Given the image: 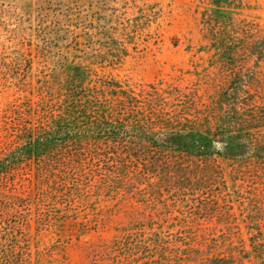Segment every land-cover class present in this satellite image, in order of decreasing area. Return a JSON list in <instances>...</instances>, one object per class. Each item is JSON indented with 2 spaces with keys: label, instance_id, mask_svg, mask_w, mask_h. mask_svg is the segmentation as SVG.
<instances>
[{
  "label": "trees",
  "instance_id": "1",
  "mask_svg": "<svg viewBox=\"0 0 264 264\" xmlns=\"http://www.w3.org/2000/svg\"><path fill=\"white\" fill-rule=\"evenodd\" d=\"M243 1L208 0L204 36L229 74L203 93L199 86L163 80L133 85L97 69L118 65L128 55L126 44L140 30L137 20L123 25V40L111 35L101 42L89 32L56 55L42 87L46 92L7 109L14 114L16 145L0 157V179L27 165L38 186L32 202L0 186V264H16L14 241L24 224L18 217H26L31 228L32 203L96 189L139 195L144 205L133 207L129 216L134 231L93 244L92 252L111 264H264V75L255 69L264 59V33L244 49L256 61L250 80L233 72L227 56L239 50L227 32ZM218 156L228 165L225 171ZM227 170L231 201H241L251 183L246 219L252 223L246 233L231 225L163 229L160 220L166 218H159L167 212L161 199L166 191L205 188L225 179ZM221 200L202 201L200 211L209 220L231 222L229 199ZM149 224L156 229L143 230Z\"/></svg>",
  "mask_w": 264,
  "mask_h": 264
},
{
  "label": "rangeland",
  "instance_id": "2",
  "mask_svg": "<svg viewBox=\"0 0 264 264\" xmlns=\"http://www.w3.org/2000/svg\"><path fill=\"white\" fill-rule=\"evenodd\" d=\"M208 6V0H0V157L16 145L14 114L7 109L26 96L39 99L46 92L42 87L50 77L56 55L74 45L75 37L83 41L85 33L90 32L101 42L111 35L123 40V25L137 20L140 30L134 34V42L126 44L128 55L118 65L99 66V71L133 85L163 80L181 87L199 86L201 93L211 86L214 89L216 81H222L229 72L221 65V55L207 46L204 15ZM236 18L227 33L234 35L239 50L227 55L228 62L238 77L250 80L255 69L264 75V59L259 67L251 69L256 61L244 50L249 41L264 33V0H244ZM19 76L24 80L19 81ZM218 160L225 171L228 165L219 156ZM224 177L197 190L180 194L166 191L161 199L167 204V212L159 218H166L160 220L163 229L176 232L198 225L217 229L231 225L234 231L246 233L252 223L246 219L252 208L251 183L247 182L242 200L233 202L228 170ZM0 186L7 192L30 196L31 202L37 196L38 185L27 165L5 175ZM215 197L229 199L235 219L209 220L200 211L202 201ZM139 199V195L96 189L40 205L32 203L27 209L31 228L26 226V217H18L24 224L14 241L19 243L16 264H111V260L94 254L92 246L134 231L129 216L133 207L144 209ZM151 229L156 228H150V224L143 228Z\"/></svg>",
  "mask_w": 264,
  "mask_h": 264
}]
</instances>
